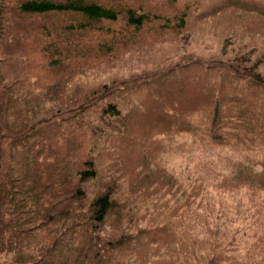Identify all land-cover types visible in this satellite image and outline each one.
I'll return each mask as SVG.
<instances>
[{
	"label": "trees",
	"instance_id": "1",
	"mask_svg": "<svg viewBox=\"0 0 264 264\" xmlns=\"http://www.w3.org/2000/svg\"><path fill=\"white\" fill-rule=\"evenodd\" d=\"M218 1L200 16L238 10L262 25L242 22L233 31L238 40L224 42L220 54L185 53L176 67L156 65L83 91L74 80L84 72L83 57H76L45 88L51 98L32 102L30 94L25 102L17 95L26 85L20 66L31 54L18 47L20 38L36 28L48 39L54 15L71 16L64 41L83 46L79 36L92 41L97 31L109 33L101 26L108 21L140 30L165 19V29L186 30L189 13L158 15L99 0H16L15 28L0 23V264H264L256 259L264 253V0ZM31 16L48 21L30 29ZM155 32L157 44L163 34ZM234 45L237 55L228 57ZM49 46L41 50L61 52ZM58 65L56 58L49 64ZM195 79L198 92L189 90ZM143 86L152 89L139 92ZM137 112L163 126L167 156L179 150L165 143L183 149L178 138L187 133L204 147L240 145L243 157L220 172L204 174L200 166L196 179H185L164 161L153 165L143 146L131 148Z\"/></svg>",
	"mask_w": 264,
	"mask_h": 264
},
{
	"label": "rangeland",
	"instance_id": "2",
	"mask_svg": "<svg viewBox=\"0 0 264 264\" xmlns=\"http://www.w3.org/2000/svg\"><path fill=\"white\" fill-rule=\"evenodd\" d=\"M99 1L114 7L129 5L139 10L143 8L157 12L158 15L177 16L186 11L189 13V27L184 30V28L178 27V24H173L175 31H170L167 29V26L165 29L164 25L167 22L165 19L152 21L140 30L131 29L125 25L124 21L105 22L101 26H106L110 29V32H103V30L100 32L97 31L91 35L93 37L92 41L79 36L81 42L78 41V43L83 44V47L78 45L72 46L64 41V29L72 20L71 16L54 15L52 18L51 33L48 39H41L42 36L37 33L38 30L35 28L28 36L23 32L20 38L21 41L19 40L20 44L18 47L22 51L31 54V60L28 58L25 60V62L27 61L29 63L25 67L20 66V70L23 71L26 79V85L22 84L19 88L20 93L17 94L20 96L21 101L26 102L25 97L29 98L30 94L33 95L30 98L32 102L45 99L44 96L47 94L51 98L52 93H47L48 89L45 88L66 67L73 66L72 62L73 60H77L76 57H83L79 58L78 62L83 63L82 69L84 72L77 75L74 79L78 83V86L73 83L71 84L78 87L77 89L79 91H83L89 86L107 81L110 82L114 77L119 76L118 78L124 80L132 73L128 79L134 78V73L149 71L156 65L176 67L180 63L181 56L185 53L193 52L204 56L220 54L223 51L222 44L224 45V42L226 43V41L233 39L238 40L236 35L234 36L233 31L242 22H251L257 27H260L263 23L259 17L238 10H226L200 16L201 12L210 11L213 4L219 3L218 0H201L200 2L196 0H180V2L174 0ZM15 4L16 0H5L2 3L5 6L3 8L4 10L0 11V23L6 25L7 29L15 28L16 23L20 19V14L18 11H15ZM5 10H8V12H5ZM46 21L48 20L31 16L25 22L32 29L37 27V24L40 22ZM156 29H160L163 34L157 44L156 39H154ZM49 41L54 45L50 51L55 48L56 51H61L55 57L50 52L41 50L44 47H50ZM151 42L154 43L152 44V48L150 46ZM231 48L233 49V47ZM234 50L229 53L228 57L237 55L236 50H238V45H234ZM111 54L114 55L111 56ZM55 58L59 60L60 65L54 67L49 66L50 62L54 61ZM7 66L10 65L7 64L3 67L5 74L10 71ZM185 74L181 73L180 76H185ZM196 82H198L197 79L191 82L189 90H193L194 92L200 90L198 87L196 89ZM171 83L169 81V84ZM151 89L152 86H143L139 92H146ZM166 89L169 88L167 87ZM72 92V89L68 90L69 94ZM22 95L24 98H22ZM143 96L150 95L149 93H144L141 97ZM5 99L3 97V100ZM197 100V98L191 99L192 103ZM222 111L227 113L228 107L224 106ZM139 112L135 114L134 122L129 130L131 133H129L128 138L131 142V148L142 152L141 146H143L152 155L154 158L151 159L152 164L157 167H162L164 161L171 168L181 172L185 179H196L200 171V166L204 174H207L206 169L217 168V171L220 172V167L223 164L228 161L234 163L243 157L242 152L239 151L240 147L238 146L240 145L234 147H204L199 142L193 144L191 137L187 133H183L184 137L178 138L181 143H186L183 149H174L177 144L165 143L166 148L179 150L175 154L167 156L163 152V139L165 138V135H163V126L160 127V124L154 125L144 120V115ZM253 155L256 158L262 157L261 153ZM137 158L138 154L133 155L126 161V164L128 166L136 164ZM208 179L210 178L208 177ZM220 179L221 176L218 180ZM255 211L253 210L252 212ZM259 228L264 231V223ZM251 247H255V245L252 244ZM256 259L257 261L264 259V253H258Z\"/></svg>",
	"mask_w": 264,
	"mask_h": 264
},
{
	"label": "bare ground",
	"instance_id": "3",
	"mask_svg": "<svg viewBox=\"0 0 264 264\" xmlns=\"http://www.w3.org/2000/svg\"><path fill=\"white\" fill-rule=\"evenodd\" d=\"M109 22V21H108Z\"/></svg>",
	"mask_w": 264,
	"mask_h": 264
}]
</instances>
